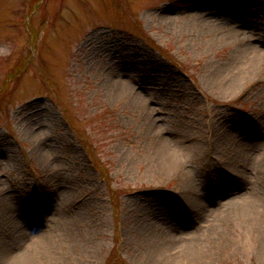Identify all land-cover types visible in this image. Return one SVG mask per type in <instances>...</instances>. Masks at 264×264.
Instances as JSON below:
<instances>
[{
	"label": "rangeland",
	"instance_id": "obj_1",
	"mask_svg": "<svg viewBox=\"0 0 264 264\" xmlns=\"http://www.w3.org/2000/svg\"><path fill=\"white\" fill-rule=\"evenodd\" d=\"M217 134L250 171L199 149ZM254 201L247 229L218 206ZM183 240L264 264V0H0L2 264L35 244L50 264H154Z\"/></svg>",
	"mask_w": 264,
	"mask_h": 264
},
{
	"label": "bare ground",
	"instance_id": "obj_2",
	"mask_svg": "<svg viewBox=\"0 0 264 264\" xmlns=\"http://www.w3.org/2000/svg\"><path fill=\"white\" fill-rule=\"evenodd\" d=\"M162 16L167 19L171 20L169 14L167 12H162ZM261 56H263L261 54ZM126 87L125 83H119L116 85V89H123ZM126 89V88H125ZM132 93H134L133 90H131ZM136 99H134L139 106L144 107L146 110V103L143 102V99H141L139 96H135ZM147 114H150L149 110H147ZM214 142L213 141H207L203 144H199V149L204 150V154L211 158L210 160H216L218 164L221 165V168H225L226 170H231L232 172L237 173H244L250 171L251 163H252V157L254 156L253 153L248 151V148L245 146H242L240 142L237 143L236 139H229L225 138L221 134H217L214 136ZM181 163L184 166H187L190 163L189 159V152L181 147ZM159 156V165L164 166L168 171L175 170L178 167V160L174 159L173 157H170L164 152V149H160V153H158ZM224 173H227L224 171ZM229 174V173H228ZM227 175V174H226ZM233 178V177H232ZM236 178H241L239 175L236 176ZM187 186L186 189H190L189 186L191 183L186 181ZM193 191L192 193H194ZM215 197V194L213 195ZM224 200L226 198H223ZM188 200V207L190 206V210H193L192 212L195 214H199L201 212H204V208L202 205H200L199 199L197 195H191L190 199ZM221 202V201H220ZM193 203V204H192ZM192 204V206H191ZM194 205V207H193ZM218 206L222 207V209L232 218V220L235 223H240L245 229L250 227L251 225H254L258 220V214L261 211V204L259 202H251L250 204H230L225 205V202L222 205L218 204ZM200 215V214H199ZM207 216V214H206ZM207 220V217H206ZM20 234V232H19ZM34 238H32L33 241ZM222 239L221 235L217 236L216 239V246ZM61 241V240H59ZM59 247V243L56 241L55 243H52V254L57 252V249ZM15 248L11 247L9 251H13ZM35 249L32 254H29L30 261L28 264H50L52 261V256L47 253L45 255H42L44 252L42 249V246L40 244H35ZM215 248L213 245H205L201 243L200 241H194L189 242L188 240L181 241V249L179 251L172 252L169 251V247L167 244H162L160 248L157 249L158 252L153 253L151 256V262H154V264H208L211 261L212 256L215 254L214 252ZM264 251V249H263ZM177 252V253H176ZM41 253V254H40ZM264 253V252H263ZM5 258V255H4ZM4 258L0 259V264L3 263Z\"/></svg>",
	"mask_w": 264,
	"mask_h": 264
}]
</instances>
